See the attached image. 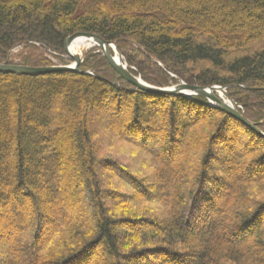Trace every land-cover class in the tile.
<instances>
[{
  "label": "trees",
  "instance_id": "16d2710c",
  "mask_svg": "<svg viewBox=\"0 0 264 264\" xmlns=\"http://www.w3.org/2000/svg\"><path fill=\"white\" fill-rule=\"evenodd\" d=\"M78 33L151 86L227 88L264 133V0H0V64L67 66ZM102 263L264 264V138L204 97L138 90L99 48L80 72L0 73V264Z\"/></svg>",
  "mask_w": 264,
  "mask_h": 264
},
{
  "label": "water",
  "instance_id": "95a60500",
  "mask_svg": "<svg viewBox=\"0 0 264 264\" xmlns=\"http://www.w3.org/2000/svg\"><path fill=\"white\" fill-rule=\"evenodd\" d=\"M78 39H86L88 41L93 42L95 44L94 46H97L101 50L103 57L106 59L109 66L116 72L119 78L123 79L126 83L132 85L138 90L154 95H167L177 97L181 96L187 98L196 96L204 97L209 101L211 106L225 112L232 118L240 121L245 126L254 130L255 132H257V134L264 138V133L259 131L253 122L246 119L244 114L239 112L238 109H243V107L239 106L229 96L227 88L220 86L199 87L191 86L185 83H180L178 85L167 88H158L151 86L144 82L141 78L136 77L132 74V72L128 68V65L124 62L122 55L119 53L114 43L105 41L101 37L94 34L78 33L67 39L65 44V52L67 57L74 62L71 66L31 68L25 66L0 64V73L25 76H43L60 72H80L81 65L83 63V58L80 55L71 51L72 44ZM110 49H113L119 55V57L121 58V62H117L113 53L110 52ZM88 74L94 75L95 73L90 72Z\"/></svg>",
  "mask_w": 264,
  "mask_h": 264
},
{
  "label": "rangeland",
  "instance_id": "374dc122",
  "mask_svg": "<svg viewBox=\"0 0 264 264\" xmlns=\"http://www.w3.org/2000/svg\"><path fill=\"white\" fill-rule=\"evenodd\" d=\"M94 48H97L96 46H84V47H79V48H77L76 49V51H75V53L76 54H78V55H80L82 58H83V60H84V55H85V53L86 52H88V51H90V50H92V49H94ZM21 52V48H16L15 50H13V52H12V56H13V60L14 61H16V56L19 54ZM120 53V52H119ZM47 57H49V56H47ZM123 57V56H122ZM49 59L50 60H53V63H58L59 61L58 60H54V59H52L51 57H49ZM65 59L69 62L68 63V65H72L74 62L72 61V60H70L67 56L65 57ZM123 60H124V58H123ZM57 66H60V65H57ZM181 83H183V82H181ZM180 84V83H179ZM243 114V113H242ZM66 120L65 121H63L62 123H60L59 124V130L60 131H67V128H66ZM71 122V121H70ZM70 145H69V143H64V151H65V160H64V162H65V165H66V172H67V180L68 181H70V183H72L71 182V179L73 178V180L75 179V184H82V180H79V178H76V177H74V175H72V173H71V168H70V165H69V162H68V160L70 159L71 161H73L74 159H73V155H72V150H70V148H68ZM251 146V144L248 146V147H250ZM118 148L120 149L121 148V146L120 145H118ZM125 153H127V154H123V152L122 151H120L119 150V155H120V159L122 158V159H125L126 157H129V158H127V161H126V163L128 162L129 163V165L130 164H132V166H134L133 165V163L135 162V160H134V158H133V154H131L130 152H125ZM126 160V159H125ZM124 161V160H123ZM75 166V165H74ZM131 166V165H130ZM75 168V167H74ZM76 173V172H75ZM74 184H71L70 185V187H69V189H68V192H67V197H68V201L70 202V204L72 203V202H75L76 200H77V196L78 195H80V193H79V190H77L74 186H73ZM81 199H83V197H81ZM70 210L72 211V213H74L75 214V216H76V219H82L84 216H85V214L83 213V212H79L78 210H75V209H72V206H70ZM102 256L105 254L104 253V251L103 250H100V252H99ZM102 264H104V263H102Z\"/></svg>",
  "mask_w": 264,
  "mask_h": 264
},
{
  "label": "bare ground",
  "instance_id": "6f19581e",
  "mask_svg": "<svg viewBox=\"0 0 264 264\" xmlns=\"http://www.w3.org/2000/svg\"><path fill=\"white\" fill-rule=\"evenodd\" d=\"M94 45L95 44L93 42L88 41L86 39H78L72 44L71 51L73 53H75L76 49L79 48V47L94 46ZM110 52L113 53V55H114L115 59L117 60V62H121V58L119 57V55L113 49H110Z\"/></svg>",
  "mask_w": 264,
  "mask_h": 264
}]
</instances>
